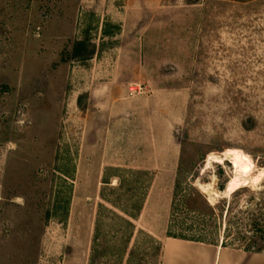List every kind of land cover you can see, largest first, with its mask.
Listing matches in <instances>:
<instances>
[{
	"label": "rangeland",
	"instance_id": "obj_1",
	"mask_svg": "<svg viewBox=\"0 0 264 264\" xmlns=\"http://www.w3.org/2000/svg\"><path fill=\"white\" fill-rule=\"evenodd\" d=\"M259 229L264 0H0V264H162L169 235Z\"/></svg>",
	"mask_w": 264,
	"mask_h": 264
},
{
	"label": "crops",
	"instance_id": "obj_2",
	"mask_svg": "<svg viewBox=\"0 0 264 264\" xmlns=\"http://www.w3.org/2000/svg\"><path fill=\"white\" fill-rule=\"evenodd\" d=\"M162 258V264H264V250L247 251L224 242L168 237Z\"/></svg>",
	"mask_w": 264,
	"mask_h": 264
},
{
	"label": "trees",
	"instance_id": "obj_3",
	"mask_svg": "<svg viewBox=\"0 0 264 264\" xmlns=\"http://www.w3.org/2000/svg\"><path fill=\"white\" fill-rule=\"evenodd\" d=\"M94 51H95V49H90L89 48V44L87 43V41L86 40H84V41H77L76 43H75V46H74V56H75V58H83V59H88V58H90L91 57V55H93V53H94ZM141 206H138L137 207V211H136V215L134 216V217H137V216H139L140 214H141ZM258 223H256L255 225H257ZM132 226V225H131ZM260 231H259V233L261 234L260 235V237L261 238H264V230L263 229H259ZM130 235H129V238H128V240H125V241H130L131 239H130ZM168 237H174V238H179V239H185V240H194V241H199V240H196V239H190V238H187V237H183L182 235H179V236H177V235H169ZM94 241L95 242H97V241H99V239H98V235H96V236H94ZM255 244H256V241H254V245H252L251 243H249V244H247L245 247H243L245 250H247V251H252V250H254V251H257V252H260V251H262V250H264V244H263V246H261V247H259V248H257L256 246H255ZM97 245H99V244H94V247H93V256H94V259L99 255V247L97 246ZM162 251L163 252V246H159V245H157V247H155L154 248V254H153V256H157V254H158V251ZM153 260H154V258H153Z\"/></svg>",
	"mask_w": 264,
	"mask_h": 264
},
{
	"label": "water",
	"instance_id": "obj_4",
	"mask_svg": "<svg viewBox=\"0 0 264 264\" xmlns=\"http://www.w3.org/2000/svg\"><path fill=\"white\" fill-rule=\"evenodd\" d=\"M233 158V156L232 155H227V157H226V159H232ZM241 171H243V169L241 170ZM215 191V190H214ZM215 193L216 194H219L220 192H218V191H215Z\"/></svg>",
	"mask_w": 264,
	"mask_h": 264
}]
</instances>
